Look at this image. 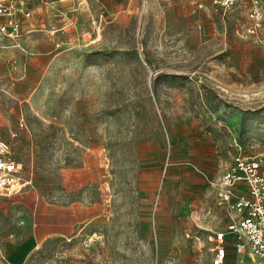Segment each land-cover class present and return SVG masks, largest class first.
<instances>
[{"label":"rangeland","instance_id":"rangeland-1","mask_svg":"<svg viewBox=\"0 0 264 264\" xmlns=\"http://www.w3.org/2000/svg\"><path fill=\"white\" fill-rule=\"evenodd\" d=\"M88 7L93 28L32 106L0 61L9 138L34 170L0 195V264H211L206 234L227 223L212 182L236 154L264 153V5L258 35L249 3ZM22 112L34 130L19 140Z\"/></svg>","mask_w":264,"mask_h":264},{"label":"built area","instance_id":"built-area-1","mask_svg":"<svg viewBox=\"0 0 264 264\" xmlns=\"http://www.w3.org/2000/svg\"><path fill=\"white\" fill-rule=\"evenodd\" d=\"M211 2L225 9L249 3L251 23L246 29L251 35L259 34L264 0ZM30 16L26 0H0V48L21 46L23 22ZM33 176V168L16 157L12 142L0 137V195L24 192ZM212 185L227 223L206 234L211 264H229L230 260L231 264H264V153L236 154ZM195 238L201 244L200 236Z\"/></svg>","mask_w":264,"mask_h":264},{"label":"crops","instance_id":"crops-1","mask_svg":"<svg viewBox=\"0 0 264 264\" xmlns=\"http://www.w3.org/2000/svg\"><path fill=\"white\" fill-rule=\"evenodd\" d=\"M26 6L31 10V16L23 22L21 46L0 48V61L7 63L8 68L19 69L24 86L31 83L30 87L17 92H20L22 102L32 106L31 100L48 88L49 79L60 74L59 63L68 60L72 40L79 41L84 30L93 28L90 15L92 18L94 15L89 10L88 0H26ZM23 112L16 117L19 120L18 125L14 124L17 131L11 132V136H19V140L26 137L27 129L34 130ZM9 114L15 115L13 109L8 111L0 104V137L12 141L9 138V129L13 130Z\"/></svg>","mask_w":264,"mask_h":264}]
</instances>
